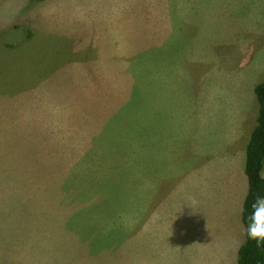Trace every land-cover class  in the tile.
Listing matches in <instances>:
<instances>
[{
  "label": "rangeland",
  "instance_id": "1",
  "mask_svg": "<svg viewBox=\"0 0 264 264\" xmlns=\"http://www.w3.org/2000/svg\"><path fill=\"white\" fill-rule=\"evenodd\" d=\"M263 80L264 0H0V264H236Z\"/></svg>",
  "mask_w": 264,
  "mask_h": 264
},
{
  "label": "trees",
  "instance_id": "2",
  "mask_svg": "<svg viewBox=\"0 0 264 264\" xmlns=\"http://www.w3.org/2000/svg\"><path fill=\"white\" fill-rule=\"evenodd\" d=\"M258 103L256 123L245 145L244 174L247 188L240 209V220L244 228L253 211L251 205L257 196L264 197V80L253 88ZM236 264H264V241L259 244L244 234L236 253Z\"/></svg>",
  "mask_w": 264,
  "mask_h": 264
},
{
  "label": "clouds",
  "instance_id": "3",
  "mask_svg": "<svg viewBox=\"0 0 264 264\" xmlns=\"http://www.w3.org/2000/svg\"><path fill=\"white\" fill-rule=\"evenodd\" d=\"M253 211L248 218L247 227L242 229L243 233L251 240L264 241V197L257 196L251 205Z\"/></svg>",
  "mask_w": 264,
  "mask_h": 264
}]
</instances>
